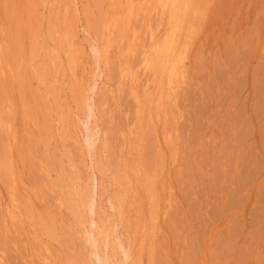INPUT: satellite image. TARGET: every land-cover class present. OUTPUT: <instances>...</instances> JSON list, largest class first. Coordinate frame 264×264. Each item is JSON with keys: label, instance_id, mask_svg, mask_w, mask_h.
<instances>
[{"label": "rangeland", "instance_id": "374dc122", "mask_svg": "<svg viewBox=\"0 0 264 264\" xmlns=\"http://www.w3.org/2000/svg\"><path fill=\"white\" fill-rule=\"evenodd\" d=\"M163 22L155 0H0V264H96L75 200L93 166L111 261L264 264V0L197 1L156 116L140 60Z\"/></svg>", "mask_w": 264, "mask_h": 264}, {"label": "bare ground", "instance_id": "6f19581e", "mask_svg": "<svg viewBox=\"0 0 264 264\" xmlns=\"http://www.w3.org/2000/svg\"><path fill=\"white\" fill-rule=\"evenodd\" d=\"M155 1H156L157 5L160 7L162 14H163V20H164V22L162 24L163 27L159 31V33L156 34V36L153 34V32H151L150 41H149L148 47L145 50H143V54H142V57L140 60V65H141L143 70H148V72H149V70H151L152 73L154 74V79H155L154 95H155V100H156V105H155L156 106V114L155 115L161 116L162 113L165 112L166 103H167L169 94L172 91L173 85L179 79V73H180L179 72L180 71L179 63L181 62V57H182L183 51L185 49V37H184L183 32L185 30V26L187 23V17L191 13L195 12L196 4H197L198 0H155ZM83 30H85V29H83ZM68 35H65L66 39H68V37H67ZM65 41H63L64 43L63 42L62 43L65 44ZM73 45H74V43H73ZM69 46H71V44ZM69 46H68V48H69ZM65 48H66V45H65ZM92 52L96 56L95 48H92ZM69 53H70V50H69ZM2 55H3L2 47L0 46V58L2 57ZM68 55L69 54L67 53V56ZM70 55H71V53H70ZM70 58H71V56H70ZM66 60H68V59H66ZM57 62H58V60H57ZM71 63H70V65H71ZM54 67H55V64H54ZM3 68H4L3 66L0 67L1 73H4ZM10 71H11V69L8 70V72H10ZM100 75H101V73H100ZM100 75H98V76L100 77ZM99 77L98 78L96 77V78L99 80ZM135 79H136V77H135ZM133 82H135V81H133ZM96 85H97V80H94L93 84L91 86V89H90L91 93H93L95 91ZM85 88H87V87H85ZM86 100H87L86 108H88V113H86L84 117H81L83 119L80 118L81 119L80 122H81L82 127H83L82 132H81L82 138H83V140H82L83 144H85V147L87 148V150L90 151L94 147V144L96 141V139L94 140V137L96 136L97 131H96V127L91 126V124H90L93 122L89 121L90 118L94 117V114H95L94 109H93L94 105L91 102V98L87 99V97H86ZM136 100H137V98H136ZM154 110L155 109L153 108V111ZM0 126H3L1 121H0ZM5 128H7V130H10L11 126H6ZM81 133H79V134H81ZM88 153H90V152H88ZM91 157H93V156H91ZM91 157L89 156L90 163L93 160ZM94 161H96V160H94ZM92 166L93 165H91V167ZM94 167L95 166H93V168H91L92 170L90 172L91 173L90 174L91 187H92L91 188L92 189L91 194H88V192H87V194H84V195L82 194L81 196H76V198H75V200L78 201L77 208L80 209V212H78V213L81 214V217L82 216L87 217L88 222H89V228L86 229L85 233H84L85 240H86V243L89 245V247L92 249L91 253H92L93 259L92 258L91 259L94 260L96 262V264H123L124 260H127L129 257V255H128L129 251L128 250H126V249L124 250L121 261L115 262L112 258L111 259L113 261H111L109 259L110 258L109 256H107L109 258H106L105 254H100L99 246L97 245L98 241L95 237L98 234V231L96 230L97 228H96V219H95V215H96L95 204H97L98 202H97V199H95V196L97 198V194L94 191V187L95 186L97 187L98 183L96 180V172L94 170ZM0 169H3V163H1V162H0ZM13 182L14 183L12 186V190L14 192L17 188L16 183H15V177L13 178ZM76 193H77V191H76ZM11 200H12V202L15 201L14 198H12ZM12 202H2V201L0 202L1 203L0 207H2V209L4 211L3 213L5 214L6 218L11 223L15 222L18 219V212L16 211V209H15L16 207L13 205ZM110 208L114 209V205L112 204V202H110ZM118 210H119V208H118ZM85 214L87 216H85ZM85 224H86V222H85ZM109 235L110 234L108 232L104 231V236L102 237L101 242L103 243L105 248L109 245V242H108L109 241L108 240Z\"/></svg>", "mask_w": 264, "mask_h": 264}]
</instances>
